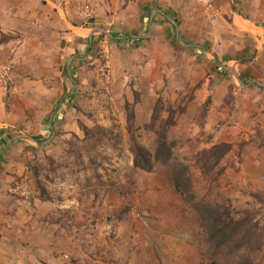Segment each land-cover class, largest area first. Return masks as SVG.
I'll use <instances>...</instances> for the list:
<instances>
[{
  "label": "rangeland",
  "instance_id": "1",
  "mask_svg": "<svg viewBox=\"0 0 264 264\" xmlns=\"http://www.w3.org/2000/svg\"><path fill=\"white\" fill-rule=\"evenodd\" d=\"M27 1L23 23H31L18 32L9 28L14 32L7 34L0 24V48L10 51L0 55L5 116L10 115L14 132L31 136L9 146L3 154L5 162L1 157L0 264H187L195 253L204 259L207 251L199 213L192 207L202 201L248 211L253 223L264 226V0H233V14L227 0L170 4L179 20L178 30L192 38L193 45L204 44L212 56L211 61L199 63L185 61L186 56L184 68L183 60L171 53L175 45L171 40L147 38L131 46L125 40H97L87 64L78 67V90L73 93L71 85L67 91L68 82H63L58 95H71L63 109L68 113L47 138L39 137L42 105L26 104L35 88H29L26 96L15 88L23 82L32 84L31 79L37 82V73L30 74L31 81H19L20 75L13 72L30 66L27 56L32 51L22 38L45 29L39 9ZM123 26L136 34L132 27L137 24L126 21ZM148 27L140 24L138 33L145 34ZM57 31L60 36L68 33ZM256 43L261 51L251 55L250 68L241 69L243 77L254 72V81L245 86L250 81L245 79L243 85H236L227 74H215L211 62L222 56L239 60V54L250 48L249 56L255 53ZM154 46L172 48L165 57L156 56ZM5 56L6 63L2 62ZM171 56L175 63L167 65ZM128 112L133 114L131 131L141 146L152 150L164 128L173 158L185 168L189 192L179 193L176 188L173 170L177 166L156 163L150 173L132 168ZM153 117L158 122L151 129ZM79 122L95 132L102 128L106 134L92 137L95 142L87 139ZM219 144H228L229 150L214 171L204 175L195 162L201 152ZM76 156L82 164H72ZM95 166L105 186L90 178ZM35 167L41 168L37 178ZM50 167H58L57 172L48 173ZM213 175L216 179L210 181ZM85 179H90L89 185H84ZM124 206L130 208L127 217L109 222L112 213ZM262 236L249 256L251 264H264Z\"/></svg>",
  "mask_w": 264,
  "mask_h": 264
},
{
  "label": "crops",
  "instance_id": "2",
  "mask_svg": "<svg viewBox=\"0 0 264 264\" xmlns=\"http://www.w3.org/2000/svg\"><path fill=\"white\" fill-rule=\"evenodd\" d=\"M31 3L39 9L40 13L37 12V14L43 19L45 29L38 30L41 32L37 31V34L34 35L27 33L28 35L25 34L22 38L32 51L27 56V64L30 66L22 70L18 69L13 73L20 75L19 81L21 79L30 80L31 73L38 74V79H35L37 82L31 79L32 84L23 82V85L20 83L15 88H18L23 96H26L29 88H35L32 96L29 95V101L26 100V104L33 102L34 104L42 105L40 112L42 116L39 119V126L43 129V133L39 132V137L41 138L51 137L56 125L62 119H65L64 117H66L68 112L63 109L66 107L67 102L70 101L71 95L67 92L66 95L61 96L63 98L61 101L58 93L64 81L68 82L64 87L67 91H70L71 85L74 86L73 93L78 90V86L75 84L78 67L87 64L86 61H89L96 47L95 43L101 38H105L108 41L125 40L130 46L133 41H142L147 38H152L156 42L159 39L165 43H167V40H171L170 44H175L171 53H174L177 57L179 56L181 61L183 60V63H181L183 68L186 56L189 57L185 60L187 62L191 60V62L196 61V63H199L211 61L209 59H212V56L210 57L205 52L207 48L204 44L203 46L193 45V39H187L176 27L179 20L175 18V12L170 7V4L175 3V0H96V2L93 0H31ZM227 4L230 5V10L233 14V0H227ZM26 6L28 7L29 4L28 1L25 3V0H2L0 2V13L2 14L0 16V24L4 34L14 32L8 30L9 28L14 27L18 32L20 28L31 23H23L27 20L23 16L27 14ZM16 8L21 10L20 14L10 13V10L13 11ZM194 17L192 15L190 19L195 20ZM126 21L132 23V26L137 24L136 27H132L135 29L136 32L134 33L136 34L124 31L122 23ZM139 21L141 22L139 23ZM224 22L225 20L221 19V23ZM18 24L21 26H18ZM140 24H149L145 34L138 33ZM167 24L169 25L168 27ZM54 26L57 27L56 32L53 31ZM62 29L68 33L60 36L57 30L62 31ZM215 29L218 28L215 27ZM162 33L166 34L162 35ZM159 34L160 36L158 37ZM215 37L214 44L217 41ZM200 41L202 40L200 39ZM258 44L256 43L255 53L252 51L249 56L247 54L250 48L243 50L238 56L239 60L222 56L216 62H211L214 65L215 74L219 77L227 74L236 85H243L246 82L245 79H250V81L245 83V86H247L248 83L254 81V72L252 75L248 73L243 77L241 69L243 66L250 68L249 62L254 60V58H250L251 55L257 56L261 51V47ZM154 48L156 56L163 55L167 57L168 49L172 47L158 48L154 46ZM4 52L10 55V51H7L6 48H0V55ZM149 54H152V49L149 50ZM16 55L19 59L22 58L20 54L16 53ZM172 56L170 57V62H166L167 65L175 63L174 61L171 63ZM6 58L5 56L2 62L6 63ZM194 68L195 71H199V65ZM24 73L28 75L27 79L23 78L26 77ZM3 105L2 89H0V165L2 164L1 157L4 153L6 154L9 146L16 144L18 140L29 141L31 139L28 134L12 130L14 129L11 123L12 119L10 115L8 117L5 116L8 110L5 111V106ZM16 114L14 117L17 116ZM9 117L11 120H8ZM21 120H24V118L21 119L20 117ZM3 157L5 162V156Z\"/></svg>",
  "mask_w": 264,
  "mask_h": 264
},
{
  "label": "trees",
  "instance_id": "3",
  "mask_svg": "<svg viewBox=\"0 0 264 264\" xmlns=\"http://www.w3.org/2000/svg\"><path fill=\"white\" fill-rule=\"evenodd\" d=\"M154 117L150 125V127H152L151 129H154L158 122V119ZM132 118V112H128L127 132L129 134L130 141L129 151L132 155V168L141 170L145 173H150L156 163H160L166 167L177 166L178 168L173 170V175L174 177L176 176V188H178L179 193L189 192L190 181L184 177L183 171H185V168H182V166L176 162L177 160L173 158L171 152L173 147L166 141L164 128L161 127L159 136L155 140V146L151 150L137 143V139L131 131ZM79 125L84 131L87 139L91 138L93 140L92 137H95V135L104 136L106 134L105 130L102 128L96 129L95 132L86 128L80 122ZM96 139L99 140V138ZM93 141L95 142V140ZM228 150V144L215 145L209 150L201 152L195 163L201 167L204 175H208L209 172L214 171V168L219 164V161L222 160ZM80 159L81 158L79 156H76L75 162L72 164H79L81 162ZM48 160L52 163V160ZM90 163L94 164L95 160L93 161V159H91ZM57 169L58 167H50L48 173H56ZM92 170L93 172L90 178H93L97 185L105 186L102 176L98 174V168L95 166ZM40 171V167L33 168L36 178ZM217 173L219 174L220 171ZM45 177L47 178L48 174ZM215 179L216 178L213 175V178H210V181ZM87 180L90 179H85V186L90 184ZM108 184L112 183L109 182ZM36 186L40 195H44L46 191L39 180H36ZM189 198L192 199L191 196ZM192 207L199 213L200 228L203 234V243L206 247L205 251H207V253L204 259L199 253L192 254L188 257L187 264H251L249 256L253 255L254 250L260 244L259 241L264 234V226L259 228L257 222L253 223V218L249 215L250 212L244 210H234L230 206L218 204L213 201H202L200 203L193 204ZM129 210L130 208L127 206L120 207L112 213L110 218H108V221H122L127 217L126 214ZM241 248H243V250H241ZM218 250H220L219 256H217ZM238 251H242L244 254L238 256ZM73 264L76 263L73 262Z\"/></svg>",
  "mask_w": 264,
  "mask_h": 264
}]
</instances>
